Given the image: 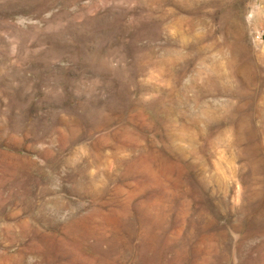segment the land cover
Listing matches in <instances>:
<instances>
[{"label":"rangeland","instance_id":"374dc122","mask_svg":"<svg viewBox=\"0 0 264 264\" xmlns=\"http://www.w3.org/2000/svg\"><path fill=\"white\" fill-rule=\"evenodd\" d=\"M0 264H264V0H0Z\"/></svg>","mask_w":264,"mask_h":264}]
</instances>
